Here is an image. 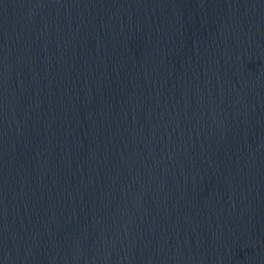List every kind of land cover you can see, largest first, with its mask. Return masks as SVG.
<instances>
[{"label": "water", "instance_id": "1", "mask_svg": "<svg viewBox=\"0 0 264 264\" xmlns=\"http://www.w3.org/2000/svg\"><path fill=\"white\" fill-rule=\"evenodd\" d=\"M0 264H264V0H0Z\"/></svg>", "mask_w": 264, "mask_h": 264}]
</instances>
